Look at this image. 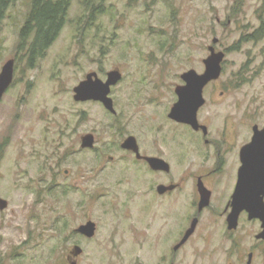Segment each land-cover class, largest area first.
I'll return each mask as SVG.
<instances>
[{
    "label": "rangeland",
    "instance_id": "obj_1",
    "mask_svg": "<svg viewBox=\"0 0 264 264\" xmlns=\"http://www.w3.org/2000/svg\"><path fill=\"white\" fill-rule=\"evenodd\" d=\"M32 2L16 0L0 29V72L16 60L0 103V197L8 202L0 208V264H70L76 245L83 249L78 264H247L243 249L229 256L221 233L206 237L207 212L174 249L197 215L193 173L214 168L216 157L199 142L202 132L169 113L182 74L205 71L217 37L223 73L205 88L198 113L207 138L227 128L240 143L264 125V0H72L60 35L29 68L18 43ZM116 68V113L74 99L89 72L105 81ZM89 133L95 146L82 148ZM131 135L171 172L146 176L138 169L121 146ZM182 175L183 189L157 192ZM88 221L97 228L91 238L77 231ZM252 264H264V250Z\"/></svg>",
    "mask_w": 264,
    "mask_h": 264
},
{
    "label": "water",
    "instance_id": "obj_2",
    "mask_svg": "<svg viewBox=\"0 0 264 264\" xmlns=\"http://www.w3.org/2000/svg\"><path fill=\"white\" fill-rule=\"evenodd\" d=\"M218 38H214V45L218 43ZM209 47L210 54L204 59L205 71L197 72L190 69L182 74L184 84L176 87L178 95L177 102L173 105L169 117L178 122L192 126L193 129H203L204 134H208V127L199 122L198 113L200 108L206 103L204 95L205 87L212 81L218 80L223 73V62L226 54L223 51H217L216 47ZM16 60L14 58L5 62L0 72V103L14 82ZM122 79V72L116 68L108 72L107 80H102L96 71L89 72L85 79L74 88V99L78 102L98 101L112 113H116L114 100L111 97L112 87L118 84ZM253 136L249 143L244 145L241 150L242 166L239 173V181L233 196V214L236 219L239 212L248 209L251 217H262L260 209V195L264 192V128L258 125L253 127ZM96 143L95 135L92 133L82 137V148H93ZM122 148L133 151L138 158H144L148 161L152 169L156 171L169 172L171 165L162 157L144 156L141 154L140 145L135 136H128L122 143ZM176 185L160 184L157 187L159 194L172 191ZM209 197L203 195L200 209L209 204ZM8 206L7 200L0 197V208L5 209ZM198 218H195L191 227L186 231L182 240L174 247L175 250L184 245L190 236L195 232ZM96 224L88 221L77 228V231L86 237H94L96 234ZM83 249L76 245L68 255L70 264H78L76 257L80 256ZM145 264V263H139Z\"/></svg>",
    "mask_w": 264,
    "mask_h": 264
},
{
    "label": "flooded vegetation",
    "instance_id": "obj_3",
    "mask_svg": "<svg viewBox=\"0 0 264 264\" xmlns=\"http://www.w3.org/2000/svg\"><path fill=\"white\" fill-rule=\"evenodd\" d=\"M224 94L225 91H220L221 98H223ZM205 106L206 103L201 108ZM181 124L193 129L192 126L188 124ZM225 126L227 127V123ZM260 128H264V125ZM193 130L197 134L201 132L203 133L202 138L196 135L199 142H202L203 140L205 144L211 145L213 147V153L216 157V160L213 164H216L214 168H211V166L204 169L198 167L193 173L192 178L195 197L192 201V207L194 210H197V215L193 218V220L198 218L196 229L200 225L204 213L207 212L208 218L206 221L208 222V230L206 231V237L209 236V238L216 239V237L221 233L219 244H222L230 251L229 256L232 258L234 256H232V254H234L236 249H243L244 254H248L247 264H252L253 259L258 254V252H262V250H264V192H262L260 195L259 212L262 217H251V212L248 209H243L239 212L237 218L235 219L232 205L233 196L239 181L240 168L242 166L241 150L244 145L251 141L252 137L247 141L239 143V135H233V132L230 134L227 131V128L224 129L222 134H215L210 139L207 138L208 134H204L203 129L200 128L199 130ZM126 151H128L129 154L135 156L133 164H136L138 169L142 170L146 176L147 174H151L154 171L156 172V170L151 168L147 160L144 158H138L137 154L133 151ZM141 154L147 156V154L143 153L142 151ZM170 172L171 170L167 173ZM185 183V176L182 175L179 179V182L170 183L176 185L174 190L168 191L161 195H166L176 190L183 189ZM203 195L209 197V204L203 207V209H200ZM193 220L191 221L190 227ZM189 228H187V230ZM251 234L253 239H250ZM226 264H229V259H226Z\"/></svg>",
    "mask_w": 264,
    "mask_h": 264
},
{
    "label": "trees",
    "instance_id": "obj_4",
    "mask_svg": "<svg viewBox=\"0 0 264 264\" xmlns=\"http://www.w3.org/2000/svg\"><path fill=\"white\" fill-rule=\"evenodd\" d=\"M16 0H0V29L7 11ZM72 0H33L31 11L20 32L18 50L25 52L26 63L33 68L64 28ZM256 30L254 37L262 33ZM1 147V146H0Z\"/></svg>",
    "mask_w": 264,
    "mask_h": 264
}]
</instances>
